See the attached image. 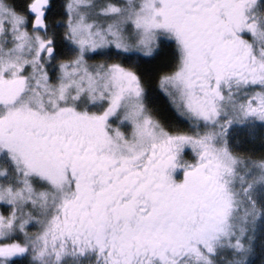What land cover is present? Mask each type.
Here are the masks:
<instances>
[{
	"label": "snow or ice",
	"instance_id": "6c2138e0",
	"mask_svg": "<svg viewBox=\"0 0 264 264\" xmlns=\"http://www.w3.org/2000/svg\"><path fill=\"white\" fill-rule=\"evenodd\" d=\"M0 264H264V0H0Z\"/></svg>",
	"mask_w": 264,
	"mask_h": 264
}]
</instances>
